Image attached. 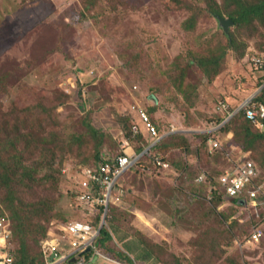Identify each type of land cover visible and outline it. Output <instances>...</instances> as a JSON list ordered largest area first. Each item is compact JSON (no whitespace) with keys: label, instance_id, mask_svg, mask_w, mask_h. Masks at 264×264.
<instances>
[{"label":"rangeland","instance_id":"374dc122","mask_svg":"<svg viewBox=\"0 0 264 264\" xmlns=\"http://www.w3.org/2000/svg\"><path fill=\"white\" fill-rule=\"evenodd\" d=\"M233 4L0 0V125L10 114L15 121L18 111L24 119L19 131L14 127L9 136L0 131V173L3 166L21 164L40 179L55 175L57 186L45 187L54 189L48 194L54 209L46 227L76 214L77 203L67 194L76 171L97 166V155L116 159L124 152L140 154L131 134L136 117L130 108L137 105L148 110L161 133L172 124L174 133L178 128L190 133L188 151L163 144L159 152L179 170L186 167L185 154L195 157V165L188 172L190 183L185 175L181 181L171 170L163 172L147 161L128 173L121 183L128 195L113 212L115 223H108L111 247L130 257L131 264L264 263V238L252 237L255 229L264 232V196L259 207L225 197L217 201L214 180L195 183L203 172L217 181L226 167L220 153L208 156L213 152L202 139L206 130L219 125L214 122L218 101L228 100L235 108L261 86L263 75L247 57L264 56V29L255 22L233 24L227 34L213 10L230 18L227 10ZM233 34L245 54L230 50L219 73L206 75L200 59L226 48ZM230 133L219 134L224 147L239 145L264 180V140L246 150ZM15 188V199L32 200L27 185ZM7 198L0 179V211L9 213ZM38 245L29 242L34 252Z\"/></svg>","mask_w":264,"mask_h":264},{"label":"built area","instance_id":"2783aa9c","mask_svg":"<svg viewBox=\"0 0 264 264\" xmlns=\"http://www.w3.org/2000/svg\"><path fill=\"white\" fill-rule=\"evenodd\" d=\"M247 58L264 76V56L253 54L248 55ZM263 89L264 83L255 93L247 97L239 108H232L228 100H219L215 110L223 114L224 123L229 122L241 110H245L247 116L264 129V104H258L255 100ZM138 107L132 105L130 108L131 114L136 117L132 129L135 137L141 133L145 138L147 137L149 144L146 148L140 154L124 152L116 159L106 158L105 162L82 168L69 177L71 189L77 195L76 214L90 220L100 217V227L96 228L82 220L53 223L42 247L45 264H101V261L119 264L103 252L99 238L101 230L108 226L112 209L118 208L124 201L126 191L121 185L122 181L128 173L143 165L146 158L152 161L155 168L165 171L172 169L171 163L162 154L156 152V146L164 139V134L159 131L148 110ZM221 126L222 124L213 127L208 132L211 152L224 148L220 137H216ZM175 131L176 127L173 125L169 132ZM128 146L129 143L126 149ZM227 156L229 164L219 178L218 192L223 193L227 200L240 199L252 202L254 207H259L260 199L264 196V180L261 179L260 168L249 157L232 155L231 148ZM208 179L207 172H203L198 182H207ZM252 237L261 241L264 238L263 230L255 229ZM12 238L11 220L7 217L0 218V264L14 263Z\"/></svg>","mask_w":264,"mask_h":264},{"label":"trees","instance_id":"16d2710c","mask_svg":"<svg viewBox=\"0 0 264 264\" xmlns=\"http://www.w3.org/2000/svg\"><path fill=\"white\" fill-rule=\"evenodd\" d=\"M234 4L229 8L228 15L234 21V25L237 27L243 24H249V22L257 23L264 29V0H233ZM218 14H223L221 10H213ZM227 37V35H226ZM233 41L227 37V46L226 48H220L218 50H213V54L208 58H201L199 64L201 65V70L208 76H215L219 73L220 68L222 67V63L226 61L227 54L230 50H235L238 52V55L242 57L245 54V49H242L239 46L237 34H233ZM242 49L243 51H239ZM191 64L194 62L191 61ZM187 71L184 72V75ZM183 78V77H182ZM213 78V77H212ZM264 83V76H261V79L258 81V85H262ZM195 85V89H197L198 85ZM258 104H264V89L257 95L255 98ZM236 108V107H235ZM155 108L152 109V112ZM24 112V111H23ZM21 111H18L15 115V121L12 120L11 114L7 116L6 121L1 124L0 131L1 134L10 135L13 133L14 127H16V131H19L18 128L22 125V121H24L23 116L20 115ZM219 115L214 116V122L221 126L216 137H219V134L222 132H232L234 141L240 142L244 149L249 150L253 145L255 146L258 143L263 142L264 140V129L258 126V123L251 120L245 110H241L238 112L229 122L224 123V116L221 113H217ZM129 119L131 117L129 116ZM264 121V120H263ZM89 130L94 134H98V132L93 128L89 127ZM131 134L133 132L131 130ZM209 135L204 136L203 141H209ZM166 138V139H165ZM163 140H161L156 146V150L163 149V144L167 146H174L176 148H182L184 150H189V140L185 133H174L169 134ZM137 142L140 144V149L138 150L141 153L146 146L149 144V140L143 133L139 134V137H135ZM170 139L169 142H164L165 140ZM102 142L98 143V147H100ZM239 146V145H237ZM253 146V147H254ZM209 147V146H208ZM230 150L229 148H223L213 153H208V156L214 157L215 154L220 153V155L225 158L226 166L229 164L227 152ZM124 154V153H123ZM120 154L119 156L123 155ZM163 155V154H162ZM165 155V154H164ZM118 156V157H119ZM167 156V155H165ZM97 160H101L96 163L99 165L100 163L105 162L104 158L100 159V156L97 155ZM149 162L152 165V161L149 158H146L144 162ZM54 164V163H53ZM52 164V165H53ZM158 169V168H157ZM225 169V168H224ZM224 171V170H223ZM208 174V173H207ZM214 177L213 175H209V178ZM222 176V175H221ZM220 176V177H221ZM219 177V178H220ZM219 178L216 181L215 179H208L209 182L217 183L219 186ZM0 179L2 181L3 187H5L6 192L8 193L9 198H7L6 208L8 206V212L2 210L0 211V218L7 217L11 220V229L13 231L12 244L14 247V263L13 264H45V260L42 253V247L46 239L48 238V233L50 227H46L45 224L49 223L52 218V211L54 209L53 202L51 198L48 196L50 192H53L54 189L45 188L48 184H58V180L55 175H46L43 178H39L38 174L29 173L27 168L22 166L21 164L16 165L13 168H7L5 166L2 167V172L0 173ZM27 185L31 190L32 200H19L13 197L18 194L15 187H23ZM39 192V194H38ZM67 194L72 196L74 202H76V193L71 189L67 191ZM223 193H219L217 190L214 191V199H218L217 201H221L224 198ZM215 200V201H216ZM232 201H236L239 204H242L240 199H233ZM118 209V208H116ZM115 207L112 209V212L108 218V223L110 221L111 224L115 223L114 212ZM72 220H82L85 222H89L94 227L99 228L101 223L100 217L97 219H87L80 217L79 214L72 215V218L64 222H70ZM52 225V224H51ZM41 232V237L37 239L35 235ZM113 233L111 232L108 226H105L101 230V235L99 238V245L103 252L109 255L116 262H120L124 264L122 261H128L130 264L133 263L132 259L125 255L123 252H117L113 249L110 243L113 241ZM35 240L39 243L38 250L34 252L30 246L29 242ZM144 243V242H143ZM133 250V248H131ZM255 262H259L264 264L262 261L258 259H254L250 261V264ZM128 264V263H125Z\"/></svg>","mask_w":264,"mask_h":264},{"label":"crops","instance_id":"0c3cea01","mask_svg":"<svg viewBox=\"0 0 264 264\" xmlns=\"http://www.w3.org/2000/svg\"><path fill=\"white\" fill-rule=\"evenodd\" d=\"M244 101L245 100H243L241 103H239V105L238 106H236V108H239L243 103H244ZM234 107V106H233ZM182 124L184 125V123L182 122ZM172 125H175V124H172ZM178 130H179V132H181V133H187V132H185V130H182L181 128H178ZM210 130H212V129H208V130H206V132L208 133ZM169 134H171L170 132H167V133H165L164 134V138L166 137V136H168ZM186 136L187 137H190V133H187L186 134ZM230 138L232 139L233 138V133H230ZM222 144H223V147H224V143L222 142ZM232 149H231V153H232V155H234L235 157H242V156H245V157H248V155L242 150V149H240L239 147H237V146H232L231 147ZM127 151V150H126ZM157 152V151H156ZM158 153V152H157ZM160 154V153H159ZM165 158H166V160L167 161H169L170 163H171V171L172 172H174L175 173V175L178 177V179L179 180H181V178L185 175V180L188 182V172H192L191 171V167H194V165H195V157L191 154V155H188V154H185V158H186V160H185V162H186V167L184 168V169H182V170H179L178 168H177V165H176V167L175 166H173V163L171 162V160H169V158L167 157V156H165V155H163ZM160 170V169H159ZM134 172V171H133ZM163 172H165V170H163ZM186 177H187V179H186ZM198 179H199V177L198 178H196L195 179V183L196 184H200L199 182H198ZM182 181V180H181ZM190 181V180H189ZM197 181V182H196ZM123 182L125 183V179L123 180ZM188 183H190V182H188ZM125 186V185H124ZM196 186V185H195ZM124 188V187H123ZM131 188V187H130ZM132 192H134L133 191V189L131 188L130 189ZM125 191H126V194H125V199H126V197H127V195H128V191L126 190V187H125ZM210 198H211V196L209 197V200H210ZM124 202V201H123ZM123 204V203H122Z\"/></svg>","mask_w":264,"mask_h":264},{"label":"water","instance_id":"95a60500","mask_svg":"<svg viewBox=\"0 0 264 264\" xmlns=\"http://www.w3.org/2000/svg\"><path fill=\"white\" fill-rule=\"evenodd\" d=\"M215 16H216V18H218V20H219L220 24L223 26L225 32L227 34H229V28L231 25L234 24V21L231 18H225L219 14H216Z\"/></svg>","mask_w":264,"mask_h":264},{"label":"clouds","instance_id":"9594fccd","mask_svg":"<svg viewBox=\"0 0 264 264\" xmlns=\"http://www.w3.org/2000/svg\"><path fill=\"white\" fill-rule=\"evenodd\" d=\"M233 107V106H232Z\"/></svg>","mask_w":264,"mask_h":264}]
</instances>
